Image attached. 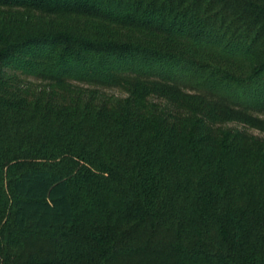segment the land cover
Wrapping results in <instances>:
<instances>
[{
  "label": "trees",
  "instance_id": "1",
  "mask_svg": "<svg viewBox=\"0 0 264 264\" xmlns=\"http://www.w3.org/2000/svg\"><path fill=\"white\" fill-rule=\"evenodd\" d=\"M0 264H264V0H0Z\"/></svg>",
  "mask_w": 264,
  "mask_h": 264
},
{
  "label": "rangeland",
  "instance_id": "2",
  "mask_svg": "<svg viewBox=\"0 0 264 264\" xmlns=\"http://www.w3.org/2000/svg\"><path fill=\"white\" fill-rule=\"evenodd\" d=\"M253 133H255V134H259L257 131H253Z\"/></svg>",
  "mask_w": 264,
  "mask_h": 264
}]
</instances>
